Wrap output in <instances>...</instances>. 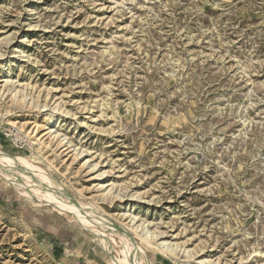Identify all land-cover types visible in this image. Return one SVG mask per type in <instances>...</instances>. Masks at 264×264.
I'll return each mask as SVG.
<instances>
[{
  "label": "rangeland",
  "instance_id": "374dc122",
  "mask_svg": "<svg viewBox=\"0 0 264 264\" xmlns=\"http://www.w3.org/2000/svg\"><path fill=\"white\" fill-rule=\"evenodd\" d=\"M2 85L0 152L89 212L0 171V264H264V0H0Z\"/></svg>",
  "mask_w": 264,
  "mask_h": 264
},
{
  "label": "bare ground",
  "instance_id": "6f19581e",
  "mask_svg": "<svg viewBox=\"0 0 264 264\" xmlns=\"http://www.w3.org/2000/svg\"><path fill=\"white\" fill-rule=\"evenodd\" d=\"M7 82L8 81L5 80L4 84H6ZM3 88L4 85L0 86L1 89L0 92L3 91ZM9 95H10L11 103H19L20 105L23 104L24 99L18 98L17 92H10ZM4 122L8 126L14 128L18 133L23 134L27 139H29L31 144H35L36 146H40V147L47 146V143L42 139V137L44 136L43 135L40 136L39 133L40 126L37 123H33V126L31 127L28 126L26 128L19 122L13 121L12 118L10 117H7L6 121ZM45 135H48V137L51 140H56L57 146L59 148L64 145V139H59V137L57 138L56 136L57 134L53 135V133L51 132H46ZM0 171L3 172L4 174L9 175L11 179L15 182V184L19 185V187L21 186L25 192L30 191V189L32 188L37 189L38 191H40L38 193L42 196L43 200H47V199L43 196L42 192L49 196V199L53 204H59V205H64L66 207H70L73 211H75V213L80 215L79 220L81 222L83 219L85 218L87 219L89 210L80 203L81 201L76 203L75 201L72 200V197L68 196L69 198H67L66 195L63 193V191H61V187L53 183L48 177H46L42 173L41 170H34L30 166H26L25 164H22L21 162L9 157L7 154L0 152ZM17 171H20L21 174H18ZM125 220L127 219L125 218L124 221ZM92 225L94 226L95 224ZM126 226H130L131 229H133V231L137 233L138 236L147 243L155 244L154 242L155 239L157 238V235L153 231H150L146 226H143V224L136 225L133 223V219H129V221L126 222ZM109 227H113V226L110 225ZM102 243L105 244L104 239ZM122 245H123V250H121L122 252L120 254H122L121 259L124 264H142L140 261V257L136 254L135 251L132 250L131 244L127 238H124V242ZM156 246L157 249H159L161 252L166 253L167 255L170 256H174V258L178 260L180 259L179 254L181 253L183 255L181 257H183L186 260H192L196 264H219L218 262L211 259L199 258L196 255V253H193L191 251H184V250L181 251L180 248L176 245H170L168 243L162 242L156 244Z\"/></svg>",
  "mask_w": 264,
  "mask_h": 264
}]
</instances>
